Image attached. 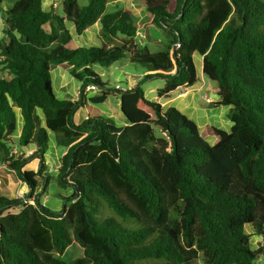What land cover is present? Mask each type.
Wrapping results in <instances>:
<instances>
[{"label":"trees","instance_id":"1","mask_svg":"<svg viewBox=\"0 0 264 264\" xmlns=\"http://www.w3.org/2000/svg\"><path fill=\"white\" fill-rule=\"evenodd\" d=\"M58 1L60 11L44 0H0V163L29 187L19 198L0 195V264L264 262V246L252 250L244 229L264 234V0H138L142 18L107 11L111 0ZM68 22L78 35L99 22L101 45L69 47ZM138 37L158 49L139 48ZM195 54L215 104L232 108L229 132L207 128L214 144L177 108L147 99L140 82L117 89L125 125L76 119L83 101L53 88L58 67L84 100L87 85L107 86L96 66L128 58L144 80L165 79L157 95L167 98L196 82ZM51 136L62 151L54 179L71 189L60 211L39 197ZM21 148L41 154L37 171L23 169L30 158ZM73 241L82 255L67 261Z\"/></svg>","mask_w":264,"mask_h":264},{"label":"rangeland","instance_id":"2","mask_svg":"<svg viewBox=\"0 0 264 264\" xmlns=\"http://www.w3.org/2000/svg\"><path fill=\"white\" fill-rule=\"evenodd\" d=\"M78 1H79V4L83 6L87 4L88 0H78ZM1 7L5 8V4L3 3ZM43 8L45 10L53 9L55 11H60V2L58 0H44ZM116 9H126L132 12L135 15V17H138V18H142L144 15L143 8L141 7L138 0H111L110 2L107 3V11H114ZM67 26L70 28L74 36L73 40L68 44L69 47L89 46V45L91 46V45H96V44L100 45V41L97 37V31L100 28L99 22L92 25L90 28L85 30L80 35L75 33L74 27L70 22L67 23ZM136 43L139 48L146 46L150 51H155L158 49L157 45L149 44L146 41L142 42L140 37L137 38ZM194 63L196 65V72H197L198 80L193 86H189L183 89H178L177 94L179 93V96H182L183 95L181 94L182 92L187 93L186 91H188V89L190 90L191 88L195 89L199 92L200 103L204 107L211 109L212 112H215L216 111L215 106H218L215 104V102L218 101V98L212 90L214 83L211 82L209 79H207L203 75L202 57L200 55L198 54L194 55ZM117 65L119 66V64ZM113 66H116V65H112L110 67H98V66L95 67L97 72L101 76L103 82L107 84L105 89L109 90L110 94L107 96L105 102L99 103V104H92L90 102V98L100 95L102 93V90H105V89H102L99 87H96V89H90L89 90L90 92H87L85 94L86 95V105H87V111L90 112V115H100L105 118L111 115V119H113L117 124H120L119 121L121 120V116H120L121 110H120V99L118 97L117 89L127 88V81H128L127 78H130L129 76L130 73H135V74L141 73L142 74L145 69L138 64L137 65L134 64L132 67H129V65L127 67H121V68L118 67L115 70H113ZM51 68H53V70L55 69L54 70L55 75L59 74L58 68L56 67H51ZM61 74L63 77H65L69 81L68 85L64 87L66 90H68L69 95L72 97H75L76 96L75 94H77V97L81 96L82 94L78 90L79 82L73 80L67 73L62 72ZM138 80L141 84L143 91H145L146 93L147 99L155 97L157 95L156 90L159 87H162L165 81L164 79L160 77L152 78L150 80H144L143 74L139 77ZM62 85L63 84L60 83V81H54V87L56 91L64 95L65 92H63ZM100 110L104 112H100ZM78 119H81V118L78 117ZM220 120L216 118L217 123L226 121L227 118L223 115ZM218 125H222V123ZM209 134L210 133L208 132V135ZM201 135L204 137L205 140L211 143V138L209 136L208 137L204 136L202 132H201ZM16 149L20 150V147L17 146ZM21 149H24L23 151H25V148H21ZM28 154L29 153H26L24 156H27ZM60 155H61V149L56 147L53 137L51 136L49 144H48V148L46 150V154L44 156V160L46 161V164H47V170L45 171L47 174L44 176L50 177L48 181L49 184L47 185L45 191L44 190L40 191L39 197L42 203H43L45 196H47L46 199H48L49 197L50 198L49 203L47 205L46 204L44 205L53 210H57V211H60L62 209V205H63L62 197L67 199L71 194L70 188L60 187L57 184L56 180L54 179V176L57 174V172L54 167L55 162L53 161L55 160V158L59 159ZM37 163H38V157L36 156V158H34V160L32 161V164H28L24 166L23 168L27 170V169H30L31 166H33L37 170L38 169L36 166ZM57 163L58 162H56V164ZM1 178L4 179V181H2L3 183H0V193L1 194L4 192H7V190L9 191L10 188L9 187L7 188V184H9V182L12 183L18 180L16 175L11 170H8L5 167L1 169L0 171V179ZM17 186H15L14 192L17 189ZM14 192H12V194H14ZM7 193L11 194V191ZM22 195L23 194H20V196ZM81 255H82V248L78 245L76 241H73L71 245L68 247V249L66 250L64 258L65 260L70 261V260L80 257Z\"/></svg>","mask_w":264,"mask_h":264},{"label":"crops","instance_id":"3","mask_svg":"<svg viewBox=\"0 0 264 264\" xmlns=\"http://www.w3.org/2000/svg\"><path fill=\"white\" fill-rule=\"evenodd\" d=\"M0 26H1L0 29H2V19H1V17H0ZM1 36H2V32L0 31V38H1ZM73 38H74V36H73ZM99 41H100V39H99ZM96 45L99 46L98 44H96ZM100 45H101V41H100ZM128 61H129L128 58H125V59H122V60L116 62L115 64H113V65H116V66H113V70L117 69L118 67H120V68L121 67H127L128 66ZM117 64H119V66ZM195 67H196V65H195ZM56 68H58V67H56ZM54 70H53V68H51V72H52V76H53V88H54V91L56 92L57 97L60 98V99L70 98V99H76V100H82L83 101L84 104L81 107H79V109L76 112V116H75L76 119H78V117L81 118V119H84V118H87L88 116H93V115H90L89 111H87L86 95L83 97L84 100L82 99V95L78 96V97H77V94H75L76 95L75 97L70 96L69 93H68V90H66L64 88L66 85H68L69 81L65 77L62 76L61 73L63 71L58 68L59 74L55 75L54 74ZM142 74L141 73H139V74L130 73V75H129L130 78H127L128 79L127 88H125V89H129V88L135 87L136 84L139 83L138 79H139V77ZM162 79H164V78H162ZM197 80H198V78H197ZM54 81H60V83L63 84L62 85L63 86V92H65L64 95H62L58 91H56V89L54 87ZM195 83L193 85H195ZM164 84H165V81H164ZM193 85H191V86H193ZM162 87H159L158 89H160ZM119 89L120 90H124V89H121V88H119ZM78 90H79V87H78ZM151 90H153V89H151ZM157 90H156V92H157ZM212 90H213V87H212ZM177 91H178V89L173 91V92H171V93H169L167 98H165L164 96L159 97L158 95H156L155 97H152L149 100H153V101L158 102L160 104V106L162 107V109H167L169 107L177 108L181 113L185 114L188 118L192 119L197 124L200 134L202 132L204 134V136H207V137L209 136L211 138V144H214L216 142L217 138L212 136V135H210V134L208 135V131H207L208 127H212L213 126V127L225 130L227 132L230 131L232 123H231V121L228 118V114L230 113V111L232 109L231 106H224V105L215 106L216 111L212 112L211 109H208V108L204 107L200 103V101H199L200 100V96H199V92L197 90L192 89V88H191V90L188 89V91H186L187 93H185V92L181 93V94H183L182 96H179V93L177 94ZM87 92H90V91H85L84 94H86ZM144 95L146 97L145 91H144ZM100 112H104V111L100 110ZM223 115L227 118V120L217 123L216 122V118H218V120H220ZM120 116H121V120L119 121L120 124H117L116 122L115 123L117 125H125L126 124V120H125L124 116L122 115V113H121ZM107 117L111 119V115L107 116ZM18 123L21 125L20 117L18 119ZM220 123H222V125H218ZM205 134H207V135H205ZM207 137H205V138H207ZM31 152H32V150L20 151L19 152V157H21V158L29 157V156H31ZM26 153H29V154L27 156H24ZM34 158H36V157H34ZM34 158H30L27 161V163L25 164V166L28 165V164H32V161L34 160ZM39 162H40V160L38 159V163L36 164L37 168H38ZM53 162H55L54 167H56L58 165V163L56 164V162H58V159L55 158V160ZM3 168H4V166L0 163V171ZM27 170L37 171L33 166H31V168L27 169ZM46 174L47 173L45 172L44 175H46ZM2 181H4V179L1 178L0 179V183H3ZM15 186H17V189L14 192ZM8 187L10 188L9 191H11V194L7 193V192H9L7 190V192H4L2 194L0 193V195L6 196L8 198H19V197H22V196L26 195L28 193V191H29L28 185L25 182H22L20 179L16 180V182H12V183L9 182V184H7V188ZM12 192H14V194H12ZM20 194H23V195L20 196ZM46 197L47 196L44 197L43 204L47 205L49 203V201H50V198L48 197V199H46ZM244 229H245V232L249 235V247L252 250L257 249L259 246H264V234H262V235L257 234L255 232L254 228L252 227V225H250V224L245 225ZM257 264H264V262L261 259H259Z\"/></svg>","mask_w":264,"mask_h":264},{"label":"built area","instance_id":"4","mask_svg":"<svg viewBox=\"0 0 264 264\" xmlns=\"http://www.w3.org/2000/svg\"><path fill=\"white\" fill-rule=\"evenodd\" d=\"M90 89H96V87L94 85H87L86 88L84 89V92L89 91Z\"/></svg>","mask_w":264,"mask_h":264},{"label":"water","instance_id":"5","mask_svg":"<svg viewBox=\"0 0 264 264\" xmlns=\"http://www.w3.org/2000/svg\"><path fill=\"white\" fill-rule=\"evenodd\" d=\"M36 156H37V157H40V159H41V154H36Z\"/></svg>","mask_w":264,"mask_h":264}]
</instances>
